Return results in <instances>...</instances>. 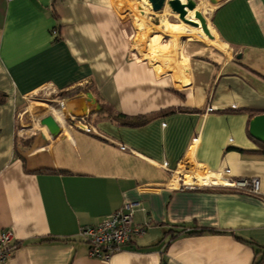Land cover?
<instances>
[{"label":"crops","instance_id":"0c3cea01","mask_svg":"<svg viewBox=\"0 0 264 264\" xmlns=\"http://www.w3.org/2000/svg\"><path fill=\"white\" fill-rule=\"evenodd\" d=\"M116 1L0 0V232L18 243L0 264H253L264 198L222 183L264 187V142L250 133L264 113V0H195L208 38L169 33L160 16L179 17L167 5L149 15L147 44ZM153 113L139 126L114 119ZM50 114L56 135L41 123ZM185 162L218 185L182 188L171 171ZM129 202L150 227L91 256L80 227Z\"/></svg>","mask_w":264,"mask_h":264},{"label":"built area","instance_id":"2783aa9c","mask_svg":"<svg viewBox=\"0 0 264 264\" xmlns=\"http://www.w3.org/2000/svg\"><path fill=\"white\" fill-rule=\"evenodd\" d=\"M53 1L56 2L59 0ZM65 119L69 123L79 126L82 125L88 132L93 130L89 117L86 115L76 116L69 114L65 116ZM185 163H182L179 167L171 171L174 181L180 183L182 188L196 189L204 186L218 185V181H209L208 183L198 182L197 176H194V180L188 181L186 176L189 172L184 171V169L181 170L182 165H185ZM165 165L167 166V163ZM217 179L220 180L221 177ZM222 186L264 198V187L259 177L236 178L223 182ZM139 208H142L139 202L125 203L97 224L81 226L79 236L88 243L89 254L94 257L108 259L113 253L120 251L130 243L134 236L144 234L150 227V223L136 224L134 222L135 212ZM17 246L18 243L13 231L4 230L0 232V262L4 263L9 259Z\"/></svg>","mask_w":264,"mask_h":264},{"label":"rangeland","instance_id":"374dc122","mask_svg":"<svg viewBox=\"0 0 264 264\" xmlns=\"http://www.w3.org/2000/svg\"><path fill=\"white\" fill-rule=\"evenodd\" d=\"M144 2L145 1L142 2V0L141 1L140 0H117L116 1V7L121 12H122V10L127 9V14L125 15V17L129 18L127 21V24L130 26L129 28L135 32V38L136 39L142 38L140 40L141 42H143L142 44H147L146 41H149L153 36H155V31L153 30L155 28H152L151 25H148V23H147V20H149V19L152 20L149 17V15H152V14L154 15V12L159 13V11H161V10L155 11L152 9L150 4H148L147 2H145V3ZM199 6H200L199 10L202 12V14L204 13L203 15L206 18L208 25L210 26L209 10L205 7L204 2H200ZM168 11L173 13L171 10V7L169 5H168ZM178 17H179V15H178ZM158 18H159V16H158ZM160 18H164V22H165L167 31L169 33H172L173 35L185 34L188 36H196V37L201 36L204 38H208V34L204 31V29L202 27L201 20L196 16L194 11L188 12V18L195 21L196 23H198L197 25L188 24V23L182 21L180 18H178V20H175V18L173 17L172 14L170 16L168 15L167 18L165 15H162V16H160ZM169 22H180V25H174V24L169 23ZM157 28L160 31H163L162 29H164V26L158 25ZM136 32L138 35H136ZM155 41L156 40H154V42H153L154 45H156ZM150 44H151V48L152 47H153V49L156 48V46H154L152 43H150ZM158 48H159V46H158ZM159 53H158V56H159ZM155 56L157 58V53L156 52L152 53V57L155 58ZM164 57H166V56H164ZM56 92H54L52 90H46L45 92H43L42 94H40L38 96V97H40L39 100L44 101V102H49L45 99L46 98L51 99L52 97H54V94ZM182 169H184V171L189 172L188 175L186 176L188 181L194 180V176L198 177V176L209 175V173L204 171L201 167H199L198 165H195L194 163H190V162H187V163H185V165H182L181 170Z\"/></svg>","mask_w":264,"mask_h":264},{"label":"water","instance_id":"95a60500","mask_svg":"<svg viewBox=\"0 0 264 264\" xmlns=\"http://www.w3.org/2000/svg\"><path fill=\"white\" fill-rule=\"evenodd\" d=\"M150 6L153 10L159 11L165 8V6L169 5L171 9L179 15V18L192 25H197L195 21L188 18L189 10H193L196 8L195 0H187L183 2L182 0H149ZM196 16L201 20L202 27L204 31L210 35V29L207 25L206 18L202 14L201 11H196ZM41 123L46 125L49 131L56 135L59 133V124L56 121L55 116L52 114L47 115L41 119ZM250 133L251 135L264 142V113L255 115L250 124Z\"/></svg>","mask_w":264,"mask_h":264},{"label":"trees","instance_id":"16d2710c","mask_svg":"<svg viewBox=\"0 0 264 264\" xmlns=\"http://www.w3.org/2000/svg\"><path fill=\"white\" fill-rule=\"evenodd\" d=\"M3 100L0 99V101ZM157 113L149 114V115H141V116H136V117H131L127 115H116L114 116V119L118 120L122 124L125 125H130V126H139L147 123L150 121L153 117H155ZM196 232V230L194 231ZM257 256L255 257V260L253 264H263L264 263V246H262L260 249L256 250Z\"/></svg>","mask_w":264,"mask_h":264},{"label":"bare ground","instance_id":"6f19581e","mask_svg":"<svg viewBox=\"0 0 264 264\" xmlns=\"http://www.w3.org/2000/svg\"><path fill=\"white\" fill-rule=\"evenodd\" d=\"M141 1V0H140ZM143 1H145V2H147L148 4H150L149 3V0H142V2ZM144 2V3H145ZM199 8H200V6L199 5H196V8L195 9H193V10H189V11H194L195 12V14H196V11H200L199 10ZM204 14V13H203ZM207 25H208V23H207ZM208 27H209V29H210V26L208 25ZM194 174V173H193ZM198 178V182H201V183H203V182H205V183H208L209 181H214V182H217V181H219L217 178V176H215L214 174H211V173H209V175H207V176H198L197 177ZM215 179V180H214Z\"/></svg>","mask_w":264,"mask_h":264}]
</instances>
